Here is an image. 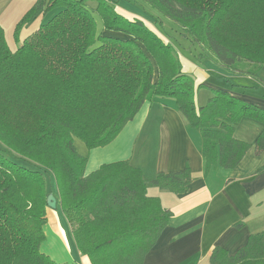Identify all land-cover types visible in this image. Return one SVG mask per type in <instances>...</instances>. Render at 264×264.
<instances>
[{"label": "trees", "instance_id": "trees-1", "mask_svg": "<svg viewBox=\"0 0 264 264\" xmlns=\"http://www.w3.org/2000/svg\"><path fill=\"white\" fill-rule=\"evenodd\" d=\"M116 1L34 0L14 38L38 16L40 23L14 48L0 25V264H56L40 250L50 176L77 249L91 264H143L171 217L147 189L181 193L192 180L188 166L145 179L129 160L85 174L88 155L77 151L75 138L87 151L104 146L144 102H171L199 131L205 168L232 170L251 147L233 134L239 120L264 123L263 108L222 87L200 84L210 95L196 107L195 79L163 37L174 38L168 23L196 59L259 77L264 0H128L160 32L118 12ZM253 146L264 153V130ZM209 260L264 264V229L232 254L214 246Z\"/></svg>", "mask_w": 264, "mask_h": 264}, {"label": "crops", "instance_id": "crops-1", "mask_svg": "<svg viewBox=\"0 0 264 264\" xmlns=\"http://www.w3.org/2000/svg\"><path fill=\"white\" fill-rule=\"evenodd\" d=\"M33 2L0 0V25L5 36V28L8 31L13 28L14 33L17 22ZM115 8L127 17L140 18L160 32L159 24L134 3L117 0ZM165 27L176 34L170 25ZM24 31L25 25L14 42L5 37L9 47L18 44L26 34ZM163 37L177 48L182 69L195 79L196 107L210 95L208 88L200 86L207 84L225 88L264 109V78L228 72L210 59L198 60L187 46L183 48L189 53L181 51L176 36L178 42L172 37ZM185 43L188 45L187 39ZM263 130L264 123L250 117L241 118L233 134L251 147L232 170L219 166L206 169L200 153L199 131L186 122L173 103L144 102L111 142L84 152L88 155L85 174L103 163L118 160H129L139 167L145 179L188 166L192 180L185 191L174 193L155 186L147 189L149 195L159 198L171 217L146 253L143 264H211L209 255L214 246L224 247L232 254L246 243L250 234L264 229V169L257 170L264 165V153H256L253 146ZM50 184L53 195H57L51 176ZM56 203L55 209H47L43 225L45 238L40 250L56 264H91L77 249L57 200Z\"/></svg>", "mask_w": 264, "mask_h": 264}, {"label": "rangeland", "instance_id": "rangeland-1", "mask_svg": "<svg viewBox=\"0 0 264 264\" xmlns=\"http://www.w3.org/2000/svg\"><path fill=\"white\" fill-rule=\"evenodd\" d=\"M40 20H41V17L40 16H38L35 20H33V21H31V22H29V23H27L26 25H25V33H28V30H29V32H31L32 31V29H34L36 26H38V24L40 23ZM167 21V20H166ZM168 24V23H167ZM169 25V24H168ZM99 27H100V20H98L97 19V28L99 29ZM8 27H6L5 28V33H6V36L4 35V37H6L7 38V40H8V37L10 38V40H11V42H14V36H13V28L10 30V31H8V29H7ZM29 28V29H28ZM168 34H170L171 36H176L178 39H179V42H180V44H181V46H180V49H181V51L182 52H187V53H189V50H187V51H185V48H183V47H185V46H187L188 48H192V46H191V43L189 42V40L184 36V35H180V34H178V33H173V32H171V31H169L168 29H167V31H166ZM185 39H187L188 40V45H186V43H185ZM176 41V40H175ZM177 42V41H176ZM193 50V49H192ZM189 55H191V54H189ZM258 75H259V77L261 78H264V67H262L259 71H258ZM206 90H208V91H210L209 89H206ZM205 90V88H203V90L202 91H206ZM205 102V101H204ZM204 104V103H203ZM74 144H75V147H76V149H77V151L80 153V154H84V152L86 151V146L80 141V139H78V138H75V140H74ZM138 144H141V141H139L138 142ZM52 177V176H51ZM47 180L50 182V179H49V177L47 178Z\"/></svg>", "mask_w": 264, "mask_h": 264}, {"label": "water", "instance_id": "water-1", "mask_svg": "<svg viewBox=\"0 0 264 264\" xmlns=\"http://www.w3.org/2000/svg\"><path fill=\"white\" fill-rule=\"evenodd\" d=\"M46 204L47 207L50 209H55L57 207L56 198L53 193L48 194L46 198Z\"/></svg>", "mask_w": 264, "mask_h": 264}]
</instances>
